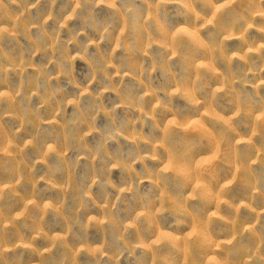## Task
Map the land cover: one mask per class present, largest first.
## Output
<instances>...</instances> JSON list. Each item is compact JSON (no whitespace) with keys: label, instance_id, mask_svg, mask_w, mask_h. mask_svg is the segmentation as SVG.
Here are the masks:
<instances>
[{"label":"rangeland","instance_id":"rangeland-1","mask_svg":"<svg viewBox=\"0 0 264 264\" xmlns=\"http://www.w3.org/2000/svg\"><path fill=\"white\" fill-rule=\"evenodd\" d=\"M0 264H264V0H0Z\"/></svg>","mask_w":264,"mask_h":264}]
</instances>
